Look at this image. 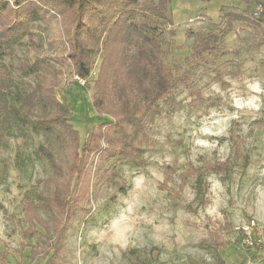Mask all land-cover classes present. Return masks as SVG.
<instances>
[{"label":"rangeland","instance_id":"374dc122","mask_svg":"<svg viewBox=\"0 0 264 264\" xmlns=\"http://www.w3.org/2000/svg\"><path fill=\"white\" fill-rule=\"evenodd\" d=\"M169 14L161 27L164 59L187 82L160 102L137 156L114 160L94 152L88 167L82 159L88 193L69 197L74 215L62 243L55 244L59 216L44 206L66 173L67 144L14 122L0 128V251L7 264H46L41 248L51 245L62 264H264V36L257 41L255 28L264 0H176ZM29 29L0 52V90L14 98L31 93L35 78L18 65L51 58L62 71L59 99L70 105L84 140L88 129L110 120L92 104L101 60L83 85L66 60L59 19ZM208 33H218L221 51L201 59L196 49ZM44 115L37 105L32 119ZM40 147L54 163L39 157ZM219 163L225 173L208 172ZM201 174L202 205L194 189ZM32 229L43 237L27 238Z\"/></svg>","mask_w":264,"mask_h":264},{"label":"trees","instance_id":"16d2710c","mask_svg":"<svg viewBox=\"0 0 264 264\" xmlns=\"http://www.w3.org/2000/svg\"><path fill=\"white\" fill-rule=\"evenodd\" d=\"M173 1L176 0H0V52L29 36L31 23L50 17L59 19L73 75L88 80L101 60L92 104L97 114L110 120L88 129L84 140L73 124L70 105L59 99L62 71L51 58L35 56L18 65L24 76L35 78L31 93L14 98L11 92L0 90V128L11 127L14 122L36 133L59 136L68 146L66 173L44 206L59 216L53 219L55 244L62 243L66 221L73 218L74 203L69 201L73 190L75 197L88 193L84 186L88 168L82 159H87L88 167L94 152L103 151V157L114 160L135 157L147 138L148 122L160 113V102L168 101L172 90L187 82L186 77H177L164 59L161 27L170 20L169 5ZM255 28L258 41L264 36V18ZM219 39L218 33L203 35L195 55L201 59L216 56L221 51ZM37 105L43 107L45 115L35 120L32 116ZM38 154L54 163L52 153L43 147ZM208 172L225 173L226 169L219 163ZM205 181L202 174L195 180V200L200 205L206 200ZM38 224L44 231L50 229L40 220ZM24 234L27 238L43 237L39 229L26 230ZM41 251L49 258L46 264H62L57 260L60 249L56 246L42 247ZM2 255L0 251V260L7 264ZM218 261L223 263L220 258Z\"/></svg>","mask_w":264,"mask_h":264},{"label":"built area","instance_id":"2783aa9c","mask_svg":"<svg viewBox=\"0 0 264 264\" xmlns=\"http://www.w3.org/2000/svg\"><path fill=\"white\" fill-rule=\"evenodd\" d=\"M79 83H81V84L84 85L86 82H85L84 80H81V79H80V80H79Z\"/></svg>","mask_w":264,"mask_h":264}]
</instances>
